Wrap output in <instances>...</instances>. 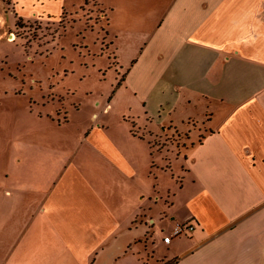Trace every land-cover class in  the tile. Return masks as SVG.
Instances as JSON below:
<instances>
[{"label": "crops", "instance_id": "0c3cea01", "mask_svg": "<svg viewBox=\"0 0 264 264\" xmlns=\"http://www.w3.org/2000/svg\"><path fill=\"white\" fill-rule=\"evenodd\" d=\"M126 6L136 9L140 44L121 60V86L165 135L188 139L191 126L179 127L190 121L188 107L201 117L181 148L184 181L152 185L155 169L165 180L175 164H129L112 143L103 155L115 163L91 164L88 173L80 164H30L46 141H30L23 116V140L8 130L12 162L0 166V230L22 233L8 242L6 264H264V0ZM112 32L115 45L124 31ZM187 222L193 231L164 241Z\"/></svg>", "mask_w": 264, "mask_h": 264}, {"label": "rangeland", "instance_id": "374dc122", "mask_svg": "<svg viewBox=\"0 0 264 264\" xmlns=\"http://www.w3.org/2000/svg\"><path fill=\"white\" fill-rule=\"evenodd\" d=\"M127 2L131 0H0V166L11 164L8 130L14 128L21 135L14 138L23 140L18 122L25 116L24 133L30 141H40V148L46 141V152L32 151L37 153L30 164L57 163L63 169L80 164L88 173L91 164L115 163L113 156L107 160L103 155L112 143L129 164H175L165 180L152 168V185L182 184L178 170L188 160L181 148L184 141H194L195 130L203 125L201 117L194 118L195 110L188 107L190 121L179 126H191L188 139L175 132L165 135L148 121L138 98L118 84L121 60L129 55L131 44L134 50L140 44L136 9ZM138 11L148 16L150 9ZM112 30L124 31L115 35V45L110 44ZM108 102L110 107L104 109ZM180 113L178 109L176 120ZM93 125L102 126L93 132ZM4 187L0 183V198ZM7 229L0 230V264L11 254L8 242L22 236Z\"/></svg>", "mask_w": 264, "mask_h": 264}, {"label": "built area", "instance_id": "2783aa9c", "mask_svg": "<svg viewBox=\"0 0 264 264\" xmlns=\"http://www.w3.org/2000/svg\"><path fill=\"white\" fill-rule=\"evenodd\" d=\"M195 228L193 223H183V224H177L173 230L171 235H167L164 237L165 242H170L171 238L173 235H179L182 234L183 232H191Z\"/></svg>", "mask_w": 264, "mask_h": 264}, {"label": "trees", "instance_id": "16d2710c", "mask_svg": "<svg viewBox=\"0 0 264 264\" xmlns=\"http://www.w3.org/2000/svg\"><path fill=\"white\" fill-rule=\"evenodd\" d=\"M123 80H124V74L118 79V84L120 85ZM152 165L154 166V164Z\"/></svg>", "mask_w": 264, "mask_h": 264}, {"label": "bare ground", "instance_id": "6f19581e", "mask_svg": "<svg viewBox=\"0 0 264 264\" xmlns=\"http://www.w3.org/2000/svg\"><path fill=\"white\" fill-rule=\"evenodd\" d=\"M11 38H14V35H10V39H11Z\"/></svg>", "mask_w": 264, "mask_h": 264}]
</instances>
